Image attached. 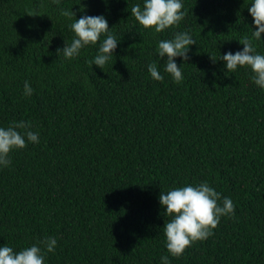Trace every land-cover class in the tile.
<instances>
[{
  "label": "trees",
  "instance_id": "obj_1",
  "mask_svg": "<svg viewBox=\"0 0 264 264\" xmlns=\"http://www.w3.org/2000/svg\"><path fill=\"white\" fill-rule=\"evenodd\" d=\"M136 3L0 0V126L31 122L40 139L0 169V246L55 237L45 264H161V192L207 181L234 214L170 264H264V90L221 60L252 39L251 0H184V21L164 33L139 25ZM61 9L106 16L121 43L103 69L90 65L98 45L57 54L75 36ZM175 31L198 43L181 84L156 51Z\"/></svg>",
  "mask_w": 264,
  "mask_h": 264
},
{
  "label": "clouds",
  "instance_id": "obj_2",
  "mask_svg": "<svg viewBox=\"0 0 264 264\" xmlns=\"http://www.w3.org/2000/svg\"><path fill=\"white\" fill-rule=\"evenodd\" d=\"M249 5L252 39L244 38L242 42L239 41L243 48L221 54V60L227 72L236 73L241 68L250 70L252 83L264 90V54L259 53L253 43V40H264V0H251ZM60 15L71 21L69 27L75 36L70 44L65 42V46L58 49L57 54L65 59H73L80 55L82 49L98 45L90 65L103 69L115 56L121 43L109 27L106 16L85 14L77 19L73 9H61ZM186 15L184 0H143L142 5L136 3L131 7V16L143 29L154 33L178 29ZM197 44L187 31H175L171 39L158 41L156 51L159 58L165 61L163 71L171 75L176 84L183 82V66L188 64L189 52ZM177 58L183 60V65H177ZM212 60L215 61L213 58ZM147 68L153 80H164L156 62L149 63ZM33 92L30 82L25 81L24 95L30 97ZM39 142V133L32 130L31 122L13 121L6 127L0 126V169L11 166L13 152ZM159 203L164 209V215L168 217L163 233L167 252L173 258L182 256L197 241H204L212 236L221 218L233 215L235 211L232 199H221V194L207 181L162 191ZM57 244L55 237H45L36 244L15 251L6 243L0 246V264H45L46 254L55 252ZM169 255L161 256V264H170Z\"/></svg>",
  "mask_w": 264,
  "mask_h": 264
}]
</instances>
